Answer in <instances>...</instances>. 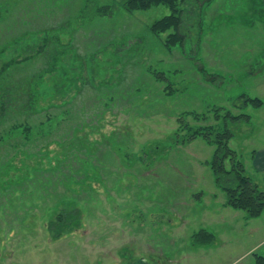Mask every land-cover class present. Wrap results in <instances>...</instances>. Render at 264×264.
Segmentation results:
<instances>
[{
	"label": "rangeland",
	"instance_id": "374dc122",
	"mask_svg": "<svg viewBox=\"0 0 264 264\" xmlns=\"http://www.w3.org/2000/svg\"><path fill=\"white\" fill-rule=\"evenodd\" d=\"M122 4L0 0V66L31 55L0 84L25 86L55 57L60 80L77 81L56 94L72 97L57 126L44 123L57 108L27 110L17 94L0 121V264H256L264 209L248 217L226 205L208 164L214 145L188 137L227 128L264 191L254 160L264 149V0L181 1L185 40L172 48L173 29H150L167 5ZM23 114L34 126L27 137L10 127ZM72 202L81 213L54 237L50 220ZM201 229L213 239L197 242Z\"/></svg>",
	"mask_w": 264,
	"mask_h": 264
},
{
	"label": "trees",
	"instance_id": "16d2710c",
	"mask_svg": "<svg viewBox=\"0 0 264 264\" xmlns=\"http://www.w3.org/2000/svg\"><path fill=\"white\" fill-rule=\"evenodd\" d=\"M181 1L183 2V0H123L122 5L129 11L147 9L152 5H167L171 10L170 13L156 19L150 25V29L153 33H163L169 29H173V32L168 34L165 41V45L172 48L177 45H183L185 40V34L180 31L183 21V9L180 7ZM210 1L201 0L202 6H204V3H209ZM3 51H5L4 48H0V55H2L1 53ZM37 51L40 50L38 49ZM30 57L31 55L17 54V56L13 55L5 59L0 66V74L6 69H10L13 65L27 61ZM53 60V64L48 66L50 68L39 71L38 75H36L37 77L33 75L28 78L30 80L25 82L26 87L24 85L16 87L15 85H10L9 82L4 83V86L0 84V121L8 112L11 102L14 100L13 95L17 94L18 98L23 97L22 100H18L27 110H36L37 108L42 110L43 108L48 109L50 107L57 108L55 115L49 113L45 116L44 123L45 125H49L50 128L59 124L61 119L59 116H62L63 112H65L63 106L71 102L72 97L62 102H56V94L58 92L63 93L67 90H74L75 92L77 90V81L75 78L67 76L66 78L71 80L70 85L64 86L66 78L63 80L59 78L58 72L61 71L57 70L58 58L55 57ZM156 77L163 78L162 75H156ZM62 89L64 90L62 91ZM27 96L30 97L29 100H26ZM243 104L259 107L263 104V101L257 97L245 96ZM34 106L37 108H32ZM23 115L24 118L20 121L12 122L10 127L11 130H17L27 137L28 132H31L34 126L28 121L27 117L29 115ZM223 118H230L231 120L249 119V115L246 113L231 115L230 112H227L223 115ZM211 129L208 127L198 128L190 134L188 139L200 136L209 144L214 145L213 155L208 161V164L213 172L216 185L226 194L225 204L232 208L245 211L248 217H258L264 209V191L259 189L258 185L246 174L243 161L239 158L236 151L229 146L228 143L232 137L231 132L225 128L213 134ZM38 130L43 131L40 125ZM71 183L72 181L67 182L68 185H71ZM64 199L70 202L67 196ZM67 207L69 208L57 212L55 219H51L49 222L48 229L54 237H60L63 231L71 230L73 228L71 223L81 213L80 209L73 202L71 204L67 203ZM194 237L199 243H207L213 239V235L204 229L196 232ZM256 264H264V256L256 255Z\"/></svg>",
	"mask_w": 264,
	"mask_h": 264
},
{
	"label": "crops",
	"instance_id": "0c3cea01",
	"mask_svg": "<svg viewBox=\"0 0 264 264\" xmlns=\"http://www.w3.org/2000/svg\"><path fill=\"white\" fill-rule=\"evenodd\" d=\"M255 166L263 168L264 170V149L258 150L254 153Z\"/></svg>",
	"mask_w": 264,
	"mask_h": 264
}]
</instances>
